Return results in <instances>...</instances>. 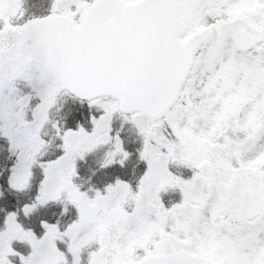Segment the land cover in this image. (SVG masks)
<instances>
[{
	"label": "snow or ice",
	"instance_id": "snow-or-ice-1",
	"mask_svg": "<svg viewBox=\"0 0 264 264\" xmlns=\"http://www.w3.org/2000/svg\"><path fill=\"white\" fill-rule=\"evenodd\" d=\"M0 264H264V0H0Z\"/></svg>",
	"mask_w": 264,
	"mask_h": 264
}]
</instances>
